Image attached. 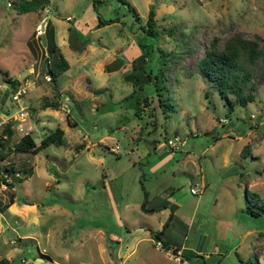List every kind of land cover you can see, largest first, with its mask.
Returning a JSON list of instances; mask_svg holds the SVG:
<instances>
[{
    "label": "rangeland",
    "instance_id": "1",
    "mask_svg": "<svg viewBox=\"0 0 264 264\" xmlns=\"http://www.w3.org/2000/svg\"><path fill=\"white\" fill-rule=\"evenodd\" d=\"M13 1L0 0V83L5 70L18 75L32 62L34 72L19 80L28 112L23 134L38 143L60 126L69 144L35 153L7 147L4 160L30 171H20L13 187L0 183V203L15 198L0 211V258L264 264V0H128L139 19L121 0H48L45 9L22 13ZM152 3L157 34L150 36L142 28ZM44 11L70 64L55 77L59 95L43 76ZM98 16L107 22L97 26ZM233 35L255 40L263 52L255 61L242 53L250 73L242 86L253 88L254 99L230 109L198 60L212 38L222 47ZM114 60L122 63L112 70ZM53 99L58 108L42 107ZM174 134L178 149L167 144ZM196 182L199 194L190 191ZM144 189L148 199L159 197L152 212L141 208ZM164 221L160 241L182 251L151 236Z\"/></svg>",
    "mask_w": 264,
    "mask_h": 264
},
{
    "label": "trees",
    "instance_id": "2",
    "mask_svg": "<svg viewBox=\"0 0 264 264\" xmlns=\"http://www.w3.org/2000/svg\"><path fill=\"white\" fill-rule=\"evenodd\" d=\"M121 1L126 3L129 10L132 11L134 17L139 19V14L137 13L134 6L128 0ZM47 3L48 0H14L12 4L18 13H22L28 11H41L46 7ZM154 6V3H152L148 11L146 23L142 28L145 35L153 36L157 34L155 28L156 12ZM105 22L107 21L101 19V17L98 16L97 26ZM172 26L173 27H171L170 30L175 29V26L177 25ZM44 32L47 42L44 49L45 52L43 51L41 56L44 57L43 71L44 75L46 72L51 74L50 80L52 79L53 82L54 94L59 95V89L58 85L55 83V77L56 75L68 69L70 64L56 42L54 26L50 19H47L46 21ZM244 52L246 53L248 60L255 61L263 51L261 52V50L258 48L257 42L255 40L243 36H230L225 40L222 47L218 46V40L216 37H214L211 39L210 45L205 50V53L198 60V69L207 79L211 80L217 86L220 94L225 98L230 109H233L235 104L245 105L248 101L254 99L253 88L250 87L248 91H244L242 86L243 84H247L250 78V73L245 68H243L240 63V57ZM4 74L5 80H11L14 86L19 84L20 81L18 79L8 76L7 72H4ZM147 75L152 80V75L150 73H147ZM157 76V74L153 75L154 78ZM153 81L155 82V79H153ZM139 87H141V85H139ZM159 88L160 87L157 86L156 90ZM205 96H207V93H205ZM158 102L160 105H163L164 99L159 97ZM141 103L142 106L148 105L146 97L142 99ZM167 105L171 106L172 104L167 103ZM48 106L52 108H58L59 102L53 99L51 101L46 100L42 103L43 108ZM68 122H70L69 119ZM16 134L17 132L13 126H11V124L5 125L1 129L0 133V169L12 176V181L8 182L9 186L11 187H13L16 180L21 178L20 171H22L24 174H27L30 171L27 168H17L13 162L4 160L8 155L9 150L7 147L11 144V142L13 143L14 149L17 151H31L34 153L51 143L64 146L69 144L64 136V129L60 126H56L51 131L47 132L38 143H36L32 135L29 133H25L17 140L13 141ZM245 151H248L247 145L242 148V152L245 153ZM143 194L144 198L141 202V208L144 211L152 212L159 208V206H157L159 201L158 196L148 199V193L145 189L143 190ZM153 200L154 202H152ZM14 201V195L11 193L7 202L0 203V211H3ZM260 206L261 210L264 211V202H262ZM175 208L176 207L174 204L170 205V211L167 216L168 220L172 218ZM252 212L255 214L260 213L258 210H252ZM168 223L169 221H164L161 229H150L151 236L156 238L157 241H160L161 234L164 233ZM161 244L166 246V248L172 246L169 241L161 242ZM172 247L173 251L177 252L180 248V245H173ZM0 264H10V259L7 257H1ZM244 264H249V262L245 261Z\"/></svg>",
    "mask_w": 264,
    "mask_h": 264
},
{
    "label": "built area",
    "instance_id": "3",
    "mask_svg": "<svg viewBox=\"0 0 264 264\" xmlns=\"http://www.w3.org/2000/svg\"><path fill=\"white\" fill-rule=\"evenodd\" d=\"M34 70L30 71V73H33ZM46 80H50L51 74L49 72H46L44 75ZM12 79V78H11ZM26 92L25 86H23L20 82L18 85L14 86L11 80H3V83H0V94L1 99H4V110H1L0 114V127H4L7 124H11L13 128L18 133L21 132V135H23V121L27 118L28 112L26 109V105L23 103V93ZM1 128V129H2ZM28 133V132H26ZM25 134V133H24ZM179 136L177 134H174L173 137H169L167 139V144L174 148L178 149L176 145V141L179 140ZM18 174V173H16ZM11 175L7 172L0 169V183L4 186H9L8 182L12 181ZM202 188L199 187V183L196 182L195 186L190 187V191L194 194H199L201 192ZM159 243V241H157ZM184 262L187 263L186 260Z\"/></svg>",
    "mask_w": 264,
    "mask_h": 264
},
{
    "label": "crops",
    "instance_id": "4",
    "mask_svg": "<svg viewBox=\"0 0 264 264\" xmlns=\"http://www.w3.org/2000/svg\"><path fill=\"white\" fill-rule=\"evenodd\" d=\"M45 9V8H44ZM46 11H44V19H45V21H47V19H50V21L52 22V24H53V26H54V29H55V24H54V20L50 17V15L47 13H45ZM41 23V22H40ZM56 32V31H55ZM57 37H56V33H55V39H56ZM56 42H57V44L59 45L60 43H58L59 41H57V39H56ZM60 47V46H59ZM60 50H61V48H60ZM41 58V57H40ZM25 66H24V69L25 70H22L23 72H21V71H18V75H12V74H9L8 73V71H4V72H7V75L8 76H11L12 78H16V79H18V80H20L24 75H26V74H31L30 73V71H32V69L34 70V67H33V64H32V62H30V63H28V64H24ZM144 73V72H143ZM145 74V73H144ZM5 75V74H4ZM143 76V78H144V76H145V78H147L148 79V75L147 74H145V75H142ZM140 238H138V240H139ZM137 240V241H138ZM182 249H183V246L182 245H180V248H179V250L178 251H182Z\"/></svg>",
    "mask_w": 264,
    "mask_h": 264
},
{
    "label": "water",
    "instance_id": "5",
    "mask_svg": "<svg viewBox=\"0 0 264 264\" xmlns=\"http://www.w3.org/2000/svg\"><path fill=\"white\" fill-rule=\"evenodd\" d=\"M45 24H46V21L45 19H43L40 23V32H39V38H40V41L41 43L45 46L46 45V36H45V32H44V29H45ZM122 61H120L119 63L116 62V60H114L112 62V64L109 66L110 69L114 70V69H117L120 65H121Z\"/></svg>",
    "mask_w": 264,
    "mask_h": 264
}]
</instances>
